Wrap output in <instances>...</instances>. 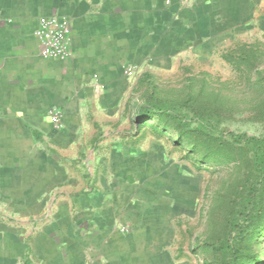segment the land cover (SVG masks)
<instances>
[{
  "label": "crops",
  "instance_id": "0c3cea01",
  "mask_svg": "<svg viewBox=\"0 0 264 264\" xmlns=\"http://www.w3.org/2000/svg\"><path fill=\"white\" fill-rule=\"evenodd\" d=\"M260 6L0 0V264H198L183 236L195 178L135 137L132 93L150 71L213 56L255 18L264 30ZM52 14L72 24L63 60L42 57L34 35Z\"/></svg>",
  "mask_w": 264,
  "mask_h": 264
},
{
  "label": "trees",
  "instance_id": "16d2710c",
  "mask_svg": "<svg viewBox=\"0 0 264 264\" xmlns=\"http://www.w3.org/2000/svg\"><path fill=\"white\" fill-rule=\"evenodd\" d=\"M222 60L231 68L230 77L195 76L171 99H162L152 83L134 123L175 132L174 142L188 148L186 157L200 171L229 170L211 198L212 232L202 245L211 260L203 264H264V134L229 126L264 124V43L239 44Z\"/></svg>",
  "mask_w": 264,
  "mask_h": 264
},
{
  "label": "rangeland",
  "instance_id": "374dc122",
  "mask_svg": "<svg viewBox=\"0 0 264 264\" xmlns=\"http://www.w3.org/2000/svg\"><path fill=\"white\" fill-rule=\"evenodd\" d=\"M183 1V0H180ZM192 1V0H191ZM194 1V0H193ZM259 14H264V6H260ZM263 16V15H261ZM259 17V16H258ZM254 28L244 35L239 36L232 44L227 45L223 49L217 51L213 56L209 58H185L182 60V64L173 72L169 71H150L151 75L149 80H139L132 95V102L136 112L147 103L149 92L153 88V84L157 87L156 91L162 99H171L176 91L187 88L190 83V78L195 76H201L204 73H210L215 77H222L227 79L231 75V68L222 60V55L232 50L239 44L248 43L253 44L255 42L264 43V30L261 29L256 19ZM144 76V75H143ZM153 83V84H152ZM152 84V85H151ZM138 113H136L135 118ZM134 118V119H135ZM132 122V131L135 137L144 139V144H150L153 142H160L167 148V161L168 164L172 163L173 167H178L181 173L186 177L190 176L195 178L194 191L196 192V217L186 224V234L184 238L188 239L189 245L196 248L198 264H203L206 258L211 260V256L203 250V243L210 238L212 232V224L209 216V209L211 204V198L213 192L218 189L220 184L229 177V170L226 168H206L201 171L186 155L188 154V148L185 145H177L174 141L176 139V133L169 130L154 131L146 125L139 128L138 124ZM232 130L238 132H246L249 135H263L264 124H229ZM139 141V139H138ZM171 169V167L169 168ZM168 172V169L165 171ZM165 175H169L167 173ZM262 259H264V238L261 244Z\"/></svg>",
  "mask_w": 264,
  "mask_h": 264
},
{
  "label": "built area",
  "instance_id": "2783aa9c",
  "mask_svg": "<svg viewBox=\"0 0 264 264\" xmlns=\"http://www.w3.org/2000/svg\"><path fill=\"white\" fill-rule=\"evenodd\" d=\"M40 45V54L46 59L63 60L73 55V29L67 17L57 14L42 16L34 33ZM62 111L53 112L61 124Z\"/></svg>",
  "mask_w": 264,
  "mask_h": 264
}]
</instances>
